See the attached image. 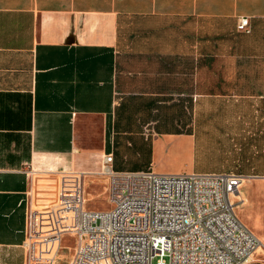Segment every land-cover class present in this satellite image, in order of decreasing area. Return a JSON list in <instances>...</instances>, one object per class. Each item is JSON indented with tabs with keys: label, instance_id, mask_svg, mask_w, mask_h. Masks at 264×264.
I'll list each match as a JSON object with an SVG mask.
<instances>
[{
	"label": "crops",
	"instance_id": "obj_1",
	"mask_svg": "<svg viewBox=\"0 0 264 264\" xmlns=\"http://www.w3.org/2000/svg\"><path fill=\"white\" fill-rule=\"evenodd\" d=\"M106 153L264 179V0H0V264H27L57 175L89 187Z\"/></svg>",
	"mask_w": 264,
	"mask_h": 264
},
{
	"label": "built area",
	"instance_id": "obj_2",
	"mask_svg": "<svg viewBox=\"0 0 264 264\" xmlns=\"http://www.w3.org/2000/svg\"><path fill=\"white\" fill-rule=\"evenodd\" d=\"M238 28L250 32L248 17ZM112 153L108 208H90L85 171L59 174L51 204L31 208L27 264H57L65 234L74 236L70 264H253L261 238L241 219L246 175L234 172L118 171Z\"/></svg>",
	"mask_w": 264,
	"mask_h": 264
},
{
	"label": "rangeland",
	"instance_id": "obj_3",
	"mask_svg": "<svg viewBox=\"0 0 264 264\" xmlns=\"http://www.w3.org/2000/svg\"><path fill=\"white\" fill-rule=\"evenodd\" d=\"M56 178H59L58 175ZM90 178L92 181H90L89 187H85V196L87 197L88 206L91 208L101 209L110 207L111 204L107 198L108 177L101 173H97L93 174V176H90ZM249 180H246L242 188L248 198V205L245 207H240L239 205L243 203L240 202L237 207V211L241 219L264 242V179L254 178L251 179L252 181ZM56 192L57 187H55L54 191H50L49 193L48 191H45L44 193L40 194L39 196L41 197L37 199L35 205L43 206L46 203L53 201L55 199ZM254 193L255 195L251 199L248 195H252ZM70 242L72 243L73 240H70L69 236L65 237L63 240L64 248L60 249L59 255L57 256V264H70L72 250L67 247ZM65 254L66 256H64ZM256 254H258V260L254 261L253 264H264V251L260 249ZM153 264H157L156 258L154 259Z\"/></svg>",
	"mask_w": 264,
	"mask_h": 264
},
{
	"label": "bare ground",
	"instance_id": "obj_4",
	"mask_svg": "<svg viewBox=\"0 0 264 264\" xmlns=\"http://www.w3.org/2000/svg\"><path fill=\"white\" fill-rule=\"evenodd\" d=\"M100 171H101V170H100ZM100 171H98V172H100ZM246 180H248V179H245V181L243 182V186H244ZM107 198H108V196H107ZM239 206L241 207V205H239ZM261 240H262V239H261ZM260 249H262V250L264 251V242H263V240H262L261 245H260L259 248L257 249V251H259ZM257 256H258V254H255V255L253 256L255 261L258 260Z\"/></svg>",
	"mask_w": 264,
	"mask_h": 264
}]
</instances>
